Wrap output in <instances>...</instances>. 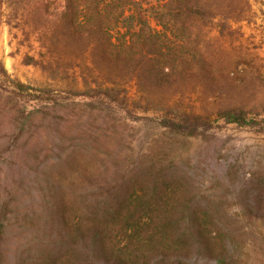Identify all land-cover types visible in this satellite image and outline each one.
<instances>
[{
	"label": "trees",
	"instance_id": "obj_1",
	"mask_svg": "<svg viewBox=\"0 0 264 264\" xmlns=\"http://www.w3.org/2000/svg\"><path fill=\"white\" fill-rule=\"evenodd\" d=\"M162 1L165 13L174 19L163 23V33L150 23L144 0H4L5 21L26 19L45 50L40 59L30 56L27 62L55 80L42 86L22 83L0 63V95L16 109L20 129L32 126L36 113L77 97L90 108L107 111L115 105L130 116L136 109H151L153 103L143 94L160 95L172 88L174 68L191 60V52L178 48L184 34L175 35L176 24L222 27L239 20L243 12L237 0ZM71 74L72 82L65 84ZM170 101L154 107L162 126L183 134L206 127L202 118H188L189 110L171 107ZM216 114L229 122L247 123L238 106L218 107ZM84 149H75L72 159L66 160L70 153L65 155V163L57 165L59 176L40 185L45 202L40 210L30 205L17 213L28 241L17 251L15 264H193V255L222 264L225 247L213 245L210 235L222 239L225 233L221 227L203 225L209 215L191 208L193 198L185 206L161 173L152 170L146 175L141 164L131 170L133 174L117 169L113 177H106L100 170L96 177L95 169L79 159L88 154ZM18 210L8 201L0 205V264L9 214Z\"/></svg>",
	"mask_w": 264,
	"mask_h": 264
},
{
	"label": "rangeland",
	"instance_id": "obj_2",
	"mask_svg": "<svg viewBox=\"0 0 264 264\" xmlns=\"http://www.w3.org/2000/svg\"><path fill=\"white\" fill-rule=\"evenodd\" d=\"M3 1L1 65L22 83L55 84L48 72L27 62L30 56L40 59L45 50L26 19L5 21ZM143 3L150 23L165 32L163 23L174 19L165 13L164 2ZM236 4L243 12L239 20L223 22L227 26L176 24L175 35L184 34L178 48L191 52V60L174 68L172 88L160 95L143 94L153 103L147 111L136 109L130 116L115 105L101 111L77 97L36 113L32 126L21 130L16 109L0 95V205L8 201L19 208L9 214L4 264H15L17 251L28 241L17 213L30 205L41 209L45 202L40 185L58 177V163H65L68 153L66 160L72 159L80 147L88 153L80 161L95 169L96 177L100 170L106 177H113L117 169L130 174L141 164L146 175L152 170L161 173L185 206L193 198L191 208L209 215L203 225L212 230L221 227L225 233L222 239L210 235L213 245L225 247L222 264H264V0ZM72 75L65 84L72 82ZM168 99L171 107L189 110L188 118H202L206 127L183 134L162 126L154 107ZM228 105L243 108L247 123L229 122L216 114L218 107ZM190 261L216 264L200 255L190 256Z\"/></svg>",
	"mask_w": 264,
	"mask_h": 264
}]
</instances>
